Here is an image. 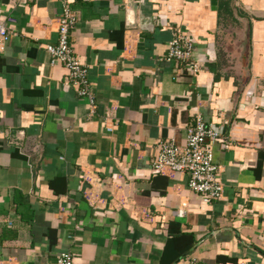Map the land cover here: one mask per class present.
<instances>
[{"label":"crops","instance_id":"obj_1","mask_svg":"<svg viewBox=\"0 0 264 264\" xmlns=\"http://www.w3.org/2000/svg\"><path fill=\"white\" fill-rule=\"evenodd\" d=\"M66 3L94 108L46 47ZM0 21V264H264V0H0ZM177 33L190 59H168ZM199 114L212 203L154 169Z\"/></svg>","mask_w":264,"mask_h":264},{"label":"built area","instance_id":"obj_2","mask_svg":"<svg viewBox=\"0 0 264 264\" xmlns=\"http://www.w3.org/2000/svg\"><path fill=\"white\" fill-rule=\"evenodd\" d=\"M58 21L59 42L57 45L46 46L52 55V64L62 63L66 67V83L73 85L80 95L89 96L94 108L88 67L78 57L70 41V32L77 24L78 15L66 3ZM12 32L9 23L0 21V49H4V45L10 41ZM193 45V37L177 33L170 42L168 59H190ZM187 65L194 72L198 71L197 63L191 62ZM218 139V131L199 114L195 123L188 127L184 145H179L172 139L158 143L154 169L157 173L169 170L185 174L188 187L199 194L205 203L221 200L224 196V183L220 178L221 167L215 159L214 150V143ZM183 214L182 210L181 215ZM58 264L82 263L72 252L66 251L59 255Z\"/></svg>","mask_w":264,"mask_h":264}]
</instances>
